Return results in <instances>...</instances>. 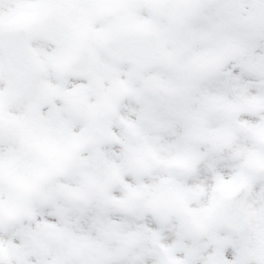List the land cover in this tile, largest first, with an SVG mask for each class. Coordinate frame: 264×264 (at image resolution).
Masks as SVG:
<instances>
[{
	"label": "snow or ice",
	"instance_id": "6c2138e0",
	"mask_svg": "<svg viewBox=\"0 0 264 264\" xmlns=\"http://www.w3.org/2000/svg\"><path fill=\"white\" fill-rule=\"evenodd\" d=\"M0 264H264V0H0Z\"/></svg>",
	"mask_w": 264,
	"mask_h": 264
}]
</instances>
